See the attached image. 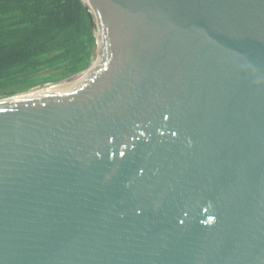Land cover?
I'll list each match as a JSON object with an SVG mask.
<instances>
[{
    "label": "water",
    "instance_id": "water-1",
    "mask_svg": "<svg viewBox=\"0 0 264 264\" xmlns=\"http://www.w3.org/2000/svg\"><path fill=\"white\" fill-rule=\"evenodd\" d=\"M82 1L78 83L0 97V264H264V0Z\"/></svg>",
    "mask_w": 264,
    "mask_h": 264
},
{
    "label": "trees",
    "instance_id": "trees-1",
    "mask_svg": "<svg viewBox=\"0 0 264 264\" xmlns=\"http://www.w3.org/2000/svg\"><path fill=\"white\" fill-rule=\"evenodd\" d=\"M95 48L82 0H0V97L77 78Z\"/></svg>",
    "mask_w": 264,
    "mask_h": 264
},
{
    "label": "bare ground",
    "instance_id": "bare-ground-1",
    "mask_svg": "<svg viewBox=\"0 0 264 264\" xmlns=\"http://www.w3.org/2000/svg\"><path fill=\"white\" fill-rule=\"evenodd\" d=\"M95 70V69H94ZM97 70V69H96ZM96 70L93 72H91V73H89L88 74V76H87V78L85 79V81L88 79V78H90V77H92L95 73H96ZM84 82V81H83ZM78 83V81L77 80H72V81H69V82H65V83H61V84H58V85H54V86H51V87H48V88H43V89H36V90H34V91H32V92H29L28 93V95H37V94H39V93H41V92H44V91H46V90H61V89H64V88H67V87H70V86H73V85H76Z\"/></svg>",
    "mask_w": 264,
    "mask_h": 264
},
{
    "label": "rangeland",
    "instance_id": "rangeland-1",
    "mask_svg": "<svg viewBox=\"0 0 264 264\" xmlns=\"http://www.w3.org/2000/svg\"><path fill=\"white\" fill-rule=\"evenodd\" d=\"M97 69V67L95 68V70ZM94 70V71H95ZM50 86H53V85H45V86H41V87H38V88H36V89H41L42 87H46V88H48V87H50ZM36 89H34V90H36ZM43 89V88H42Z\"/></svg>",
    "mask_w": 264,
    "mask_h": 264
}]
</instances>
